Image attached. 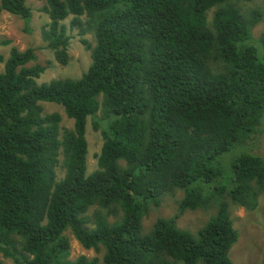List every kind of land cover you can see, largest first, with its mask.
<instances>
[{
	"label": "trees",
	"instance_id": "1",
	"mask_svg": "<svg viewBox=\"0 0 264 264\" xmlns=\"http://www.w3.org/2000/svg\"><path fill=\"white\" fill-rule=\"evenodd\" d=\"M251 1L45 0L56 60L68 63L78 29L94 34L82 38L92 62L39 83L34 48L0 52V264H236L230 206L264 192L263 156L224 157L264 117V33L253 36L264 6H238ZM0 10L32 16L28 0ZM42 102L62 105L73 128ZM89 120L103 137L90 173ZM179 190L178 211L145 225ZM189 211L213 213L190 231L177 222ZM69 231L102 260L71 258Z\"/></svg>",
	"mask_w": 264,
	"mask_h": 264
},
{
	"label": "rangeland",
	"instance_id": "2",
	"mask_svg": "<svg viewBox=\"0 0 264 264\" xmlns=\"http://www.w3.org/2000/svg\"><path fill=\"white\" fill-rule=\"evenodd\" d=\"M32 8V16L26 20L20 15L10 13L6 10H0V52L8 56L11 47L15 46L21 50L29 47L34 48L37 59L33 63L45 66V70L38 79L39 83L49 82L55 78H78L88 69L92 62L91 51L83 44L82 38L86 37L91 42L94 41L93 33L80 35L78 29L71 31V38L68 45L69 61L67 64H61L55 58L53 51L48 48L47 41L44 39V29L49 22V16L42 10L45 0H28ZM241 10L249 12L253 7L263 9L262 0H253L251 2L238 3ZM214 9L209 11L208 19L211 20ZM69 23V19L66 20ZM264 33V16L253 30L254 38H259ZM8 40L9 43L4 42ZM3 64H0V70ZM45 113L58 112L62 115L61 125L63 129H72L74 121L67 117L62 105L42 102ZM88 140V173L97 168L98 154L101 150L103 137L100 130H96L93 123L89 120L87 123ZM250 150L264 157V117L258 133L253 135L247 142L239 143L234 148L225 153V158H234L242 151ZM62 176L63 171L59 172ZM182 192L179 190L173 195L163 197L160 205H151L148 215L144 218L145 225L150 226L159 217H171L177 210V202ZM257 203L249 202V205H231V217L234 227L239 232L238 242L230 250V258L236 264H262L264 261V192L258 196ZM256 204L255 208L253 206ZM92 212V211H91ZM213 212L189 211L181 215L178 219V226L194 231L202 226ZM71 258L80 255H86L90 258H103L104 251H97L93 248H85L69 231ZM8 264H14L11 261Z\"/></svg>",
	"mask_w": 264,
	"mask_h": 264
}]
</instances>
